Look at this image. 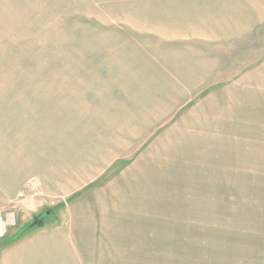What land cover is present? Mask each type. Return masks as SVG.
<instances>
[{
  "label": "rangeland",
  "instance_id": "rangeland-1",
  "mask_svg": "<svg viewBox=\"0 0 264 264\" xmlns=\"http://www.w3.org/2000/svg\"><path fill=\"white\" fill-rule=\"evenodd\" d=\"M214 6L264 0H0V264H264V106L224 109Z\"/></svg>",
  "mask_w": 264,
  "mask_h": 264
},
{
  "label": "crops",
  "instance_id": "crops-1",
  "mask_svg": "<svg viewBox=\"0 0 264 264\" xmlns=\"http://www.w3.org/2000/svg\"><path fill=\"white\" fill-rule=\"evenodd\" d=\"M214 7L215 10L210 9L211 13L204 15L208 17H204L203 15H199V14H197L196 16L193 13L194 18L190 20H193L196 24L199 21H203V23L201 24L199 23L198 25L208 26L210 28L207 41L209 42L213 41L212 42L213 45L215 44V42H217V43H224L226 44V46H230L229 43L233 42L234 44L233 47L235 49L234 51H236L235 52L236 60L234 62L231 61V63H233V66L230 65V67L232 68L237 67L238 69H241L239 70L241 74L245 73L249 76L245 78L246 88H244V90L242 89L239 90L236 88L235 89L230 88L228 90H225L230 92L229 94L224 95L225 101L223 103V106L224 109L225 107L226 108L229 107L232 109L229 114L230 117L234 116L236 117L235 119L240 122H248L250 118L248 112L245 111L247 113H244L243 112L244 109L242 110L239 108L240 107L244 108L246 104L245 102L250 98H255L256 107L260 106L262 109V107L264 106V94L261 92V90L264 89V36L262 34H258V32L256 31L257 34L255 38L251 39L252 37L249 36V31H248V27L249 28L254 27L255 29L264 27V6H223V8L225 9H222V6L221 7L214 6ZM180 20L182 22L183 21L188 22V20L185 18ZM216 20H218L217 23ZM175 21L176 24L178 25L179 22L177 20ZM216 26L217 27L221 26L224 28L219 30L217 34L216 32L217 30L212 29L213 27L215 28ZM163 27H166V25ZM162 33L160 35L164 36ZM249 43L251 44L250 46L247 45ZM215 50H216L215 46H212V48H209V50H204V52L207 53L206 58L208 60L207 63H205V66H202L201 68L199 65L196 64V62L186 63L187 69L190 68V73L192 76L194 75L196 76L197 74L208 76V75H214L219 72L215 70V65L217 62L215 60H217V57L219 59H221L222 57L216 56ZM192 54H194V52ZM199 58H205V56L198 55V60ZM249 69L251 70L250 72H248ZM220 72L221 74H227V73L231 74V73H236L237 71L234 70L233 72L232 71L228 72L227 70H225L223 72L222 71ZM232 107L234 108V110ZM231 113L233 114L231 115ZM255 113L261 114L262 112L255 111ZM193 132H195L193 133V137L197 138V136H199L197 131H193ZM193 141L195 143L193 144L194 146L191 147L192 150H195V152L197 153L200 152V147H202V145L200 146V142H198L197 140L193 139ZM217 144L211 143L210 146L211 147L213 146V148L215 149ZM118 184L119 182L113 184L110 187L109 191H107V193H104V195L108 197L116 193V191L118 190ZM108 201L113 202L112 200H108ZM82 206L83 204H80L79 206H77V208L74 211L75 212L77 211L78 213V211L80 212L82 210H86V211L91 210L89 208V205H87V208L86 206L84 208ZM117 206L120 207V204L118 203ZM106 209L108 212H111V210L113 209V203H109L108 205L105 206L103 205L101 207L102 213L103 210L105 213ZM76 223L77 222H75L74 224ZM54 241L56 242L57 240ZM30 243L31 244H29V246H25L21 244V246L16 249V252H18L20 248H25V247H30L32 249L34 246L36 247L40 242L37 239V242L35 240V242L31 241ZM31 249H26V250H31ZM69 251L70 250L68 249L67 255Z\"/></svg>",
  "mask_w": 264,
  "mask_h": 264
}]
</instances>
